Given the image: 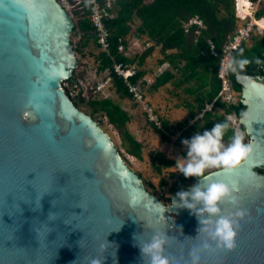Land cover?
<instances>
[{"label":"water","instance_id":"1","mask_svg":"<svg viewBox=\"0 0 264 264\" xmlns=\"http://www.w3.org/2000/svg\"><path fill=\"white\" fill-rule=\"evenodd\" d=\"M74 26L58 0H0V264H145L133 234L154 228L185 264L205 238L196 215L150 192L62 87L79 67ZM239 78L252 151L209 179L237 182L247 214L235 248L204 250L201 264H264V76Z\"/></svg>","mask_w":264,"mask_h":264},{"label":"trees","instance_id":"2","mask_svg":"<svg viewBox=\"0 0 264 264\" xmlns=\"http://www.w3.org/2000/svg\"><path fill=\"white\" fill-rule=\"evenodd\" d=\"M250 1L260 5L255 17L264 18V0ZM67 2L75 21L74 35L77 36V40L72 38L79 58V67L74 70V77L86 80L85 68L89 66L86 60H89V56L94 57L97 74L101 75L102 79H106L107 76L112 77L111 90L122 100L139 103L131 92L129 84L137 86L143 94L147 87L146 72L135 69L134 73L125 79L117 73L115 65L122 64L126 70H130L129 68L135 63L142 66L156 46H160L164 55L161 62H169L170 68L156 79L151 88L158 90L167 84L173 85V91L180 98L183 97V93L186 94L183 104L190 113L189 117L179 124L161 117L162 127L150 120L163 140L172 142L173 138L177 137L176 146L185 147L181 143L183 137H190L195 131H202L205 127L210 128L214 122L225 119L230 121L225 142L233 131L237 130L234 117L241 119L242 113L247 111L243 101L244 86L239 74L264 76V32L256 31L253 32L250 43L245 41L233 58L237 60L243 58L247 61L243 69L238 68L237 71H232L231 75L235 89L242 94V100L238 104H229L222 99L223 82L219 77L221 55L225 44L240 24L236 15L237 0H116L115 17L107 21L110 32L108 51L103 50L98 43L96 30L91 21L89 0H67ZM195 17L199 18L205 27L197 24L187 27V23ZM136 19L141 21L137 28L138 34L148 36L154 45L141 55L129 58L119 48L121 45L128 46ZM92 45H95L98 53L89 50ZM95 84L86 86L81 96L73 99L75 105L78 108L81 106L89 108L93 118L99 116L102 121H108L117 130L125 133L136 146L132 152L138 154L142 144L127 130L132 120L130 111L116 102L113 97L94 93ZM212 103L215 104L214 109L207 110L208 105ZM201 114L204 116L200 117ZM241 128L248 135L245 125L242 124ZM155 160L159 161L157 164L159 172L163 171L164 165L170 167L174 164V161L168 160L164 153L157 154ZM260 171L264 173V168ZM196 182L195 176L185 177L182 173L171 190L176 193L178 189L189 187Z\"/></svg>","mask_w":264,"mask_h":264},{"label":"clouds","instance_id":"3","mask_svg":"<svg viewBox=\"0 0 264 264\" xmlns=\"http://www.w3.org/2000/svg\"><path fill=\"white\" fill-rule=\"evenodd\" d=\"M246 62L243 58L230 59L227 68L237 71L238 68L243 69ZM247 115L246 112L242 113L241 119ZM229 127L230 121L225 119L214 122L210 128L195 131L190 137H183L181 143L186 146V154L177 156L172 165L174 171L182 172L185 177L195 176L197 182L178 189L169 206L189 209L199 221L197 235H205L199 245L189 249L185 264H201V253L214 246L227 250L235 248L240 221L247 214V209L241 206L237 194L240 190L237 182L209 179L212 175L209 169L230 171L252 151V145L245 141L242 130H234L225 142ZM225 205L230 207L226 210ZM166 210L162 215L165 216ZM133 235L145 264H179V261L166 254L170 238L167 228H154L151 235L143 241H138L137 233ZM104 247L106 245L101 244V248ZM104 259L93 256L88 264H103Z\"/></svg>","mask_w":264,"mask_h":264},{"label":"rangeland","instance_id":"4","mask_svg":"<svg viewBox=\"0 0 264 264\" xmlns=\"http://www.w3.org/2000/svg\"><path fill=\"white\" fill-rule=\"evenodd\" d=\"M58 1L64 7H66L68 11H70L68 2H66L65 0ZM259 8L260 5H258L257 3L253 4L250 10L252 12V18H250L249 21L254 18L256 19L255 13ZM242 25H244V22L241 21L239 26ZM256 31H258L257 27ZM71 36L72 38L77 40V36L74 35V31L72 32ZM90 58H88L89 60H86V62L89 63V66L85 68L86 80L84 81L86 82L87 86L89 84H95L96 82L102 80V76L97 74V70L95 67L97 64H95V58ZM101 94L103 96L113 97L116 102L120 100L119 96L114 91H112L110 87L103 91ZM185 97L186 94L184 93L183 97L180 98V96L175 93L173 94L171 92H166L163 96H161V100L158 99V104H153V106L151 104V106L155 109L156 116L159 117L161 115H164L163 113H165L169 118L172 119L174 124H179L190 115L189 110L183 104ZM143 101H138L139 103L137 104L139 105L134 107V103L132 101L127 102V100H124L125 105L133 109L132 120L129 123L127 130L136 141L142 144V149L138 154L132 152L136 149V146L134 145L132 140H130V138L125 135V133L117 130L113 125H110L108 121H102L99 116H95V118L93 119L107 133H109L131 169L142 175L147 189L153 194L157 195L163 201V203L169 205L171 203L170 200H172L175 196V193L172 192L171 188L181 178L182 172L178 170L174 171L172 166L167 167L165 165L162 167L163 171L159 172L157 169V164H159V161L155 160V156L159 153H164L168 160L174 161L175 163V159L177 156L186 154V146H176L175 140L177 139V137H174L172 142H165L163 140L162 136L150 122L151 116L149 114L148 107L149 101L147 99H144ZM79 109L87 115L91 116V111L89 108L81 106ZM234 120L238 127H240V120L238 118H234ZM244 139L246 142L251 143V137L245 135V133ZM214 170L216 169H209V171ZM164 183H166L165 186ZM173 215L176 217L175 214Z\"/></svg>","mask_w":264,"mask_h":264},{"label":"built area","instance_id":"5","mask_svg":"<svg viewBox=\"0 0 264 264\" xmlns=\"http://www.w3.org/2000/svg\"><path fill=\"white\" fill-rule=\"evenodd\" d=\"M67 2V0H65ZM116 0H89L90 3V9H91V21L95 27L98 43L101 46L103 50L108 51L110 48V32L107 27V21L113 19L115 17L114 13V6H115ZM239 1L237 0L236 3V15L239 18L240 22H244V25L239 26L234 33V35L231 37V39L225 44L222 55H221V64H220V73L219 77L222 79L223 82V89L221 93L222 99L229 103V104H238L242 100V94L239 93L234 86V83L232 81L231 75L232 71L228 70L227 64L230 59L234 58L235 53L238 51V49L242 46V44L245 41H249L252 37L253 32H256V27L258 29L257 32H264V29L259 25V20L262 19H252L249 21L250 18H252V12L250 11V14L246 12L245 9L241 8L239 6ZM250 1V0H249ZM253 2L250 1V10L253 6ZM193 24H197L201 27H205L203 22L195 17L192 18L188 23L187 27H190ZM119 50L123 52L125 55H127L128 49L121 45ZM115 69L119 75H122L125 79H128L134 72L131 70L124 69L122 64H116ZM112 85V77L107 76L106 79H102L98 81L95 84L94 93H102L107 88H109ZM86 82L83 79L76 78L72 74L71 77L67 80H64L62 82V87L64 90L68 93L69 97L71 99H77L81 96L83 91L86 89ZM130 90L134 93L135 99L138 101H143L144 97L142 92L137 86L131 85ZM144 102V101H143ZM215 104H209L207 107V110L212 111L214 109ZM149 114L150 119L156 123L159 127L163 126V122L161 120V117L156 116L155 109L149 105ZM204 114H201L200 117H203ZM238 118V117H234ZM239 119V118H238ZM240 120V127L235 122V126L237 130H242V123ZM235 121V120H234ZM243 131V130H242ZM245 133V131H243ZM245 135H247L245 133Z\"/></svg>","mask_w":264,"mask_h":264},{"label":"crops","instance_id":"6","mask_svg":"<svg viewBox=\"0 0 264 264\" xmlns=\"http://www.w3.org/2000/svg\"><path fill=\"white\" fill-rule=\"evenodd\" d=\"M140 24H141V21L139 19H136L135 23L133 25L132 35L130 36L128 46L126 47L128 49L127 56L129 58H132L136 55H141L147 48L154 45V43L150 41L148 36L138 34L137 28L140 26ZM248 43H250V40L248 41ZM89 50L93 51L95 53L99 52L97 49H95V45H92ZM90 57L91 56H89V58ZM163 59H164V55L161 53V47L156 46V49L154 50L152 55L147 58L146 62L142 66H139L138 63H135L129 68L133 72L135 69L144 70L146 72L145 80L147 81V87L144 89L143 95L145 96L144 99H147L149 101L148 104L149 105L152 104V106H153V104L154 105L158 104V102H157L158 99L161 100V96H163L166 92H169V93L171 92L173 94L175 93L173 91L174 87L171 84H167L166 86H163V87L159 88L158 90H152V88H151V86L155 83L156 79L164 71H166L170 68L169 62H166V61L161 62ZM95 67L97 70V65ZM117 102H119L126 110H129L131 113V116H133V109L127 107L124 103V100L120 99ZM127 102H131V101L127 100ZM132 102L134 103L133 104L134 107L139 105L134 101H132ZM163 114L164 115H161L160 117H165V118L170 119L172 121V119L169 118L168 115H166L165 113H163ZM172 123H173V121H172Z\"/></svg>","mask_w":264,"mask_h":264},{"label":"bare ground","instance_id":"7","mask_svg":"<svg viewBox=\"0 0 264 264\" xmlns=\"http://www.w3.org/2000/svg\"><path fill=\"white\" fill-rule=\"evenodd\" d=\"M240 9L243 8L248 14H250V1L249 0H240L239 1ZM259 25L264 29V19L259 20Z\"/></svg>","mask_w":264,"mask_h":264}]
</instances>
